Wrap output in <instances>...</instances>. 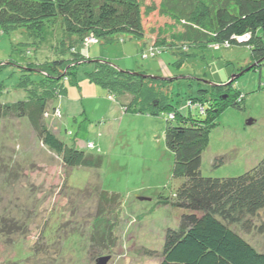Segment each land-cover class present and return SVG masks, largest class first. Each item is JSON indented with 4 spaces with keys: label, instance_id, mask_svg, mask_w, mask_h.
<instances>
[{
    "label": "rangeland",
    "instance_id": "rangeland-1",
    "mask_svg": "<svg viewBox=\"0 0 264 264\" xmlns=\"http://www.w3.org/2000/svg\"><path fill=\"white\" fill-rule=\"evenodd\" d=\"M155 18L153 14L145 20L146 28L156 25L159 20ZM47 27L43 39L27 28L0 34V100L16 101L26 94L21 84L42 81L28 77L33 72L29 65L55 59L61 40L56 22L49 21ZM147 30L144 39L149 44L152 32ZM243 39L240 42L245 44L251 37ZM246 45L193 50L192 56H182L178 67L175 63L180 56L169 50L143 59L141 55L150 52L145 41L129 36L110 44L90 37L78 52L91 60L110 61L124 71L173 78L170 98L176 105L201 97L200 89L210 91L208 83H234L235 89L246 94L245 108L230 107L220 115L218 126L211 129L202 172L208 177H236L264 157V63L258 69L259 61L253 60ZM92 69L80 68L78 86L66 83L67 94L55 102L63 116L50 118L48 124L69 146L102 156L101 168L66 167L41 143L28 122L14 117L0 122V199L5 197L0 212L7 209L26 224L10 236L9 243L0 242V264L9 258L19 260L16 264H37L28 252L42 247L47 255L43 264H97L102 255H109L107 264H159L166 230L179 225L181 212L163 204L171 201L180 183L173 178L174 155L165 141L167 115L125 113L117 99L111 100L105 90L86 80L85 73ZM224 156L226 161L215 168V160ZM100 188L122 197V214L112 227L114 242L101 253L90 247L97 236L92 219L99 215ZM54 224L60 232L49 236L47 230ZM252 225L249 232L235 229L264 253V211ZM68 232L74 236L64 248L62 239ZM47 236L55 237V243H49ZM145 250L155 253L147 256Z\"/></svg>",
    "mask_w": 264,
    "mask_h": 264
},
{
    "label": "trees",
    "instance_id": "trees-1",
    "mask_svg": "<svg viewBox=\"0 0 264 264\" xmlns=\"http://www.w3.org/2000/svg\"><path fill=\"white\" fill-rule=\"evenodd\" d=\"M203 10L208 14L204 15ZM153 14L159 21L146 28L145 20ZM49 21L56 22L61 33L55 48L57 56L30 63L33 72L28 77L33 75L42 81L21 84L26 94L16 101L0 100V122L12 117L28 122L41 143L66 167L101 168L102 156L69 146L48 124L50 118L63 116L55 102L67 94L66 83L78 86L80 68L91 66L93 69L85 73L86 80L105 90L111 100L117 99L125 113L167 115L165 141L174 155L173 178L180 183L169 197L171 201L163 204L179 210L181 217L178 227H169L165 232L159 264H264V253L235 229L249 232L252 220L264 211V157L236 177H208L202 172L211 129L218 126L217 120L226 109L243 110L246 94L235 89L234 83L212 86L207 82L210 91L200 89L201 97H190L176 105L170 98L173 78L124 71L110 61L91 60L78 52L90 37L97 43L110 44L129 36L145 41L146 51L150 52L141 55L143 59L169 50L180 56L175 63L178 67L184 57L193 55V50H220L247 43L253 60L259 61V69L264 63V0H0V34H11V29L18 27L42 38L49 30ZM147 29L152 32L149 44L144 39L148 37ZM246 36L251 40L241 43ZM226 159H216L215 168ZM100 191L99 215L92 219L97 236L94 244L90 243L92 251L99 253L111 249L113 228L118 225L114 219L122 214L121 195L102 188ZM4 198L1 196L0 202ZM77 201L74 199V203ZM11 215L7 209L0 212V242L9 243L13 233L26 227ZM56 228L54 224L47 230L49 236ZM73 233L68 232L62 239L64 248ZM49 236V243H55L56 238ZM43 248L29 251V258L43 264L47 256ZM144 252L147 256L155 253ZM3 261L2 264L19 262L10 258Z\"/></svg>",
    "mask_w": 264,
    "mask_h": 264
},
{
    "label": "water",
    "instance_id": "water-1",
    "mask_svg": "<svg viewBox=\"0 0 264 264\" xmlns=\"http://www.w3.org/2000/svg\"><path fill=\"white\" fill-rule=\"evenodd\" d=\"M250 123H252V122H250ZM109 260H110L109 256L101 257L97 260V264H107Z\"/></svg>",
    "mask_w": 264,
    "mask_h": 264
}]
</instances>
